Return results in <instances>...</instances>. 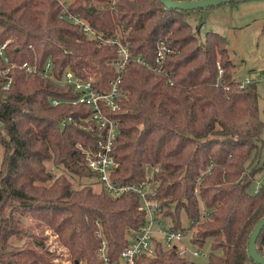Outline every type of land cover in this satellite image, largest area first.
<instances>
[{
	"label": "trees",
	"instance_id": "16d2710c",
	"mask_svg": "<svg viewBox=\"0 0 264 264\" xmlns=\"http://www.w3.org/2000/svg\"><path fill=\"white\" fill-rule=\"evenodd\" d=\"M0 0V262L66 264L53 261L44 238L9 249L32 212L55 231L67 264H101L97 250L106 240L110 259L127 245L146 213L135 192L113 196L93 184L76 186L70 176L91 177L84 149L96 146L95 121L80 117L91 107L74 102L79 93L45 76L48 59L60 75L68 67L95 77L97 88L115 76L117 45L86 35L66 13L84 16L105 36L119 34L132 56L122 73L124 95L114 112L120 120L113 151L118 183H143L152 173L155 197L174 228L185 231L182 209L201 230L192 241L211 238L205 261L181 256L161 241L136 264H246L249 236L264 215V184L248 188L262 167L264 119L255 80L233 74L227 38L207 30L204 38L186 18L191 10L168 8L161 0ZM65 9V10H63ZM161 41L169 50L156 61ZM35 64L27 72L21 64ZM223 72H219V66ZM158 69V71L156 70ZM11 77L9 86L4 84ZM59 102L52 104L53 98ZM72 116L70 122L62 119ZM83 123L87 126L84 127ZM48 162L65 171L54 176ZM158 168V169H156ZM264 226L257 248L264 255ZM33 244V245H32ZM220 252H214L215 249ZM45 250L42 252L41 250ZM9 255V259L7 256ZM60 257H64L61 255Z\"/></svg>",
	"mask_w": 264,
	"mask_h": 264
},
{
	"label": "built area",
	"instance_id": "2783aa9c",
	"mask_svg": "<svg viewBox=\"0 0 264 264\" xmlns=\"http://www.w3.org/2000/svg\"><path fill=\"white\" fill-rule=\"evenodd\" d=\"M58 1L65 9L70 2L69 0ZM109 1L113 4L115 0ZM65 16H68L74 23L78 24L88 37L100 43L117 45L118 54L115 61H113L116 74L109 80L107 88L99 89L94 85L95 77L89 76L83 78L75 74L69 67L62 71L60 75H57L54 70H52L53 62L50 59H48L40 71L50 79L62 85L71 86L74 91L78 92L79 95L77 98L73 99L74 102H83L91 107V114L80 117V120L83 122L88 120L95 121V127L98 130L96 146L93 149H84L87 158L86 164L88 168L94 172L92 176L95 177V183L113 196L136 192L138 196L141 197L140 207L143 209L144 213H146L145 222L139 226V229L131 232L130 237H128L127 245L121 250L117 259H110L107 243L104 239L97 250L98 258L101 264H136L137 257L143 253H152L158 241H161L166 247L177 245L179 255L184 256L186 250H180L177 243L182 240L185 234L184 231L172 227L170 222H167L165 225L161 224V221H163L161 203L155 197L150 196L151 193H154L151 171L146 175L145 182L143 183H118L114 181L112 176L114 171L118 168V161L114 156L113 145L119 131L120 120L118 116L114 115V112L119 107L118 99L124 95V90L121 88V72L131 58L143 63H145V60L140 53L136 56H132L129 47L122 41L119 34L105 36L101 30H97L93 27L84 16L72 12L66 13ZM168 50L169 47L167 43L161 41L156 51V61L158 63L161 64L163 62ZM21 66L24 67L27 72L37 71L38 69L35 64H31L27 61H24ZM156 70L158 71L157 68ZM219 72H223L221 67H219ZM8 77V80L3 86L4 88L9 86L11 82V77ZM51 101L54 105L59 102V99L54 97ZM70 120H72L71 115L62 119V122L66 123L70 122ZM83 125L86 128L87 125L85 123H83ZM193 253L198 254L199 251L195 250Z\"/></svg>",
	"mask_w": 264,
	"mask_h": 264
},
{
	"label": "rangeland",
	"instance_id": "374dc122",
	"mask_svg": "<svg viewBox=\"0 0 264 264\" xmlns=\"http://www.w3.org/2000/svg\"><path fill=\"white\" fill-rule=\"evenodd\" d=\"M188 21L193 24V29L198 30L199 37L204 38L207 30H215L224 34L227 38L226 54L233 62V74L237 79L243 81L255 80L258 90V107L259 115L264 119V0H237L234 2H222L218 5L206 6L205 8L192 9L190 13L185 15ZM220 67V65L218 66ZM2 128V124H0ZM261 134V150L255 162L261 163L262 167L255 174V179L249 186V191L256 190L259 185L264 184V128ZM3 144L0 142V168L4 160ZM48 168L52 170L54 176L60 172L65 171L60 165H55L48 162ZM151 171V170H150ZM149 174V173H148ZM73 184L81 186L88 182L93 184V187L99 189L100 186L95 183V177H78L76 175L70 176ZM154 188V183H152ZM163 221L161 224H166L169 218L162 214ZM165 221V222H164ZM27 226H21V233L14 235L12 250L22 249L26 247L27 243L31 241V234L37 239L44 238L45 244L53 261H61L69 263L66 258L67 254L64 252L65 248L59 242L57 234L46 223L44 219L32 212H28L25 217ZM181 223L186 228L181 241H178L179 249L186 250L184 253L188 258L195 261H205L206 255L211 251V238H206L205 244L200 245L192 241V236H195L202 226L197 222L193 227L190 226V220L186 211L182 209ZM131 233H128L130 237ZM33 245V244H32ZM198 250V254L193 252ZM45 252V250H41ZM220 252L221 249H215L214 252ZM64 255V257H60ZM7 259H9V255ZM0 264H3L0 262ZM246 264H258L254 260H247Z\"/></svg>",
	"mask_w": 264,
	"mask_h": 264
},
{
	"label": "water",
	"instance_id": "95a60500",
	"mask_svg": "<svg viewBox=\"0 0 264 264\" xmlns=\"http://www.w3.org/2000/svg\"><path fill=\"white\" fill-rule=\"evenodd\" d=\"M234 2L237 0H161L168 8H182L186 10L205 8L206 6L218 5L222 2ZM264 226V215L256 223L249 236L248 253L258 264H264V255L257 248V237ZM264 240V238H263Z\"/></svg>",
	"mask_w": 264,
	"mask_h": 264
}]
</instances>
